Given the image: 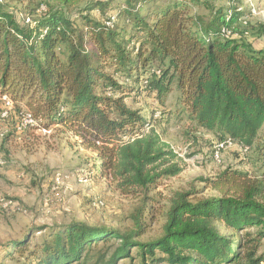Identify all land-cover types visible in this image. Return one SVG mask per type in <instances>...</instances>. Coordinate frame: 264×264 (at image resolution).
Wrapping results in <instances>:
<instances>
[{
  "label": "trees",
  "instance_id": "obj_1",
  "mask_svg": "<svg viewBox=\"0 0 264 264\" xmlns=\"http://www.w3.org/2000/svg\"><path fill=\"white\" fill-rule=\"evenodd\" d=\"M14 1L23 10L0 0V115L6 97L8 114L35 120L19 132H69L92 154L93 176L135 204L129 226L72 220L40 242L32 230L0 241L4 255L22 264H264L263 179L228 167L155 206L159 179L181 171L152 124L173 91L179 112L217 141L264 149V49L244 39L238 0ZM130 95L149 100L150 117ZM160 215L159 235L140 240Z\"/></svg>",
  "mask_w": 264,
  "mask_h": 264
},
{
  "label": "rangeland",
  "instance_id": "obj_2",
  "mask_svg": "<svg viewBox=\"0 0 264 264\" xmlns=\"http://www.w3.org/2000/svg\"><path fill=\"white\" fill-rule=\"evenodd\" d=\"M211 2L216 8L228 6L226 0ZM6 3L10 9L23 10L14 0H6ZM236 4L244 13L243 24L249 26V34L244 39L255 49H264V35L256 32L264 25V0H238ZM199 13L205 15L206 11L200 9ZM175 96L173 91L165 102L166 116L152 124L164 150L175 155L169 164H177L181 171L175 176L159 179L155 206H166L171 190L189 185L200 187L202 183L198 178L215 177L228 167L264 180L263 148L258 154L250 149L244 155L236 147L226 149L221 152L220 159L215 160L214 146L220 141L190 123L179 112L180 105H176ZM138 100L133 95L126 99L132 108H139L150 117L149 100ZM17 118L13 110L5 117L0 115V198H10L14 204L0 210V241L19 240L32 230L33 242H40L53 228L72 220L129 226L128 216L135 204L134 197L121 194L107 181H98L93 176L92 154L80 145L78 138L59 127L49 130L28 128L19 132L14 129L20 120ZM260 136L264 142V128ZM205 194L215 192L207 190ZM100 200L102 206L93 205ZM162 222L160 215L140 240L159 235ZM11 257L15 255L7 257L0 247V264H22L20 259L15 261ZM118 264H140V261L138 258L132 262L122 259Z\"/></svg>",
  "mask_w": 264,
  "mask_h": 264
},
{
  "label": "built area",
  "instance_id": "obj_3",
  "mask_svg": "<svg viewBox=\"0 0 264 264\" xmlns=\"http://www.w3.org/2000/svg\"><path fill=\"white\" fill-rule=\"evenodd\" d=\"M225 34H229V32H225ZM2 101L4 102V106L6 108H3L2 112H1V117H5L8 113V110L11 108L12 103L6 97H3ZM33 125H35V120H34L33 116L31 115V113L29 111L22 112L20 120L18 122V126H17L18 131H20V130L22 131L23 129H25L27 127H31ZM235 147L243 155L248 152L247 147L237 145L233 140H231L230 138H227L225 140L218 142L214 146V149H215L214 154H213L214 159L218 161L221 157V152H223L226 149H233ZM9 205H12L11 200H8L6 198H0V206L2 208H7Z\"/></svg>",
  "mask_w": 264,
  "mask_h": 264
}]
</instances>
